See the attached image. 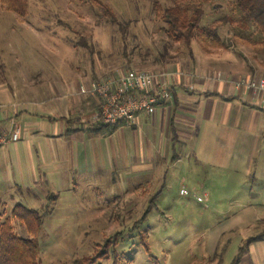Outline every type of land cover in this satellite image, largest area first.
<instances>
[{"label":"rangeland","instance_id":"1","mask_svg":"<svg viewBox=\"0 0 264 264\" xmlns=\"http://www.w3.org/2000/svg\"><path fill=\"white\" fill-rule=\"evenodd\" d=\"M100 1L111 13L87 0H27L21 16L0 3V99L23 84H66L79 94L125 69L191 72L199 65L239 78L264 76V34L251 22L241 26L234 0ZM155 2L199 6L200 29L217 27L225 46L206 49L198 36L189 52L173 42ZM224 145L211 144L205 156L201 148L186 150L164 179L146 176L151 187L137 191L128 188L146 179L116 171L74 184L54 181L50 193L24 199L12 184L15 168L0 164V195L8 206L13 200L40 214V264H70L96 249L103 252L102 264L115 257L118 264H248L252 243L264 237V144L252 151L248 171L249 144ZM10 218L14 232L28 236L24 224ZM141 232L147 233V250Z\"/></svg>","mask_w":264,"mask_h":264},{"label":"crops","instance_id":"2","mask_svg":"<svg viewBox=\"0 0 264 264\" xmlns=\"http://www.w3.org/2000/svg\"><path fill=\"white\" fill-rule=\"evenodd\" d=\"M165 70L172 73V98L152 114L138 112L133 120L113 126L97 120V96L69 91L66 84L42 89L18 85L0 99V131L18 128L19 132L17 141L0 146V164L15 168L12 184L21 197L50 193L54 181L68 179L74 184L86 176L116 171L129 179L145 180L154 174L164 179L163 174L189 154L186 150L195 153L201 148L205 156L216 142L224 147L237 144L240 149L249 144L244 162L248 171L254 164L252 151L264 144V106L255 94L223 68ZM146 181L128 189L147 190L151 184ZM1 198L0 222L16 205L24 206L13 200L8 206ZM251 246L247 263L264 264V237Z\"/></svg>","mask_w":264,"mask_h":264},{"label":"trees","instance_id":"3","mask_svg":"<svg viewBox=\"0 0 264 264\" xmlns=\"http://www.w3.org/2000/svg\"><path fill=\"white\" fill-rule=\"evenodd\" d=\"M98 5L99 9L111 13L110 9L100 0H87ZM6 10L25 16L28 10L27 0H0ZM161 12V18L165 23V31L168 37L176 43H182L191 52L192 40L200 37L203 47L225 46L221 40L217 27L210 26L207 29L199 27L203 16V10L199 6L187 7L175 3L162 8L155 2ZM241 11L239 23L245 26L251 22L262 34H264V0H234ZM224 18V21H228ZM208 45V46H206ZM146 211L141 221L145 218ZM17 219L24 224L28 236H20L14 232L12 219ZM0 223V264H40L38 232L41 224V216L35 209H29L20 204L16 205L11 216ZM117 236L120 235L116 234ZM120 237V236H119ZM140 241L147 250V233L141 232ZM108 245L105 244L104 247ZM103 252L100 249L94 250L91 255L77 257L70 264H102L100 258ZM112 264H118L117 257Z\"/></svg>","mask_w":264,"mask_h":264},{"label":"built area","instance_id":"4","mask_svg":"<svg viewBox=\"0 0 264 264\" xmlns=\"http://www.w3.org/2000/svg\"><path fill=\"white\" fill-rule=\"evenodd\" d=\"M171 72L165 69L146 71L116 70L87 87L80 93L99 98L97 120L113 126L120 120H133L138 112L152 114L156 107L173 96L169 81ZM243 88L253 92L264 106V76H244L237 80ZM19 139L18 128L0 131V146Z\"/></svg>","mask_w":264,"mask_h":264}]
</instances>
